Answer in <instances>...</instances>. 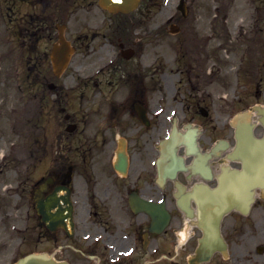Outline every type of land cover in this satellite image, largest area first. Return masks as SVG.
Segmentation results:
<instances>
[{"label": "flooded vegetation", "instance_id": "1", "mask_svg": "<svg viewBox=\"0 0 264 264\" xmlns=\"http://www.w3.org/2000/svg\"><path fill=\"white\" fill-rule=\"evenodd\" d=\"M85 2L83 9L94 5ZM75 18L57 0H0V78L28 81L29 103L33 93L41 95V152L28 157L35 161L25 170L33 188L25 190L26 208L35 209L32 191L42 183H48L45 196L61 185L72 193L73 236L62 227L49 231L34 213L42 252L68 264H190L203 235L194 225L202 183L216 188L225 165L244 168L229 155L236 145L230 112L237 103L209 89L220 83L232 91L229 77L209 76L205 65L218 57L207 49L198 55L202 46L187 42L176 44L188 54L164 57L166 70L160 56L142 54V43L135 49L121 42L119 55L107 61L108 55L95 56L91 48L97 36L85 34L88 27ZM62 26L76 52L57 77L50 53ZM246 58L251 96V29ZM149 59L154 71L142 69ZM223 140L228 150L208 159ZM120 153L126 164L117 168ZM170 159V171H161V162ZM8 188L0 183V218L10 219L15 192ZM161 201L171 214L162 234ZM230 217L232 226L224 233L229 258L216 253L196 264H240L241 251L251 256V232L236 227L250 216Z\"/></svg>", "mask_w": 264, "mask_h": 264}, {"label": "rangeland", "instance_id": "2", "mask_svg": "<svg viewBox=\"0 0 264 264\" xmlns=\"http://www.w3.org/2000/svg\"><path fill=\"white\" fill-rule=\"evenodd\" d=\"M220 1V0H219ZM243 1V0H242ZM248 2V0H245L244 2ZM223 5H225L227 2H230L229 7L230 8H237L240 0H221L220 1ZM234 2V5L232 4ZM178 5H179V0H161L160 5H159V14L157 17L154 19L155 21V26L160 27L162 30H165L167 33L163 35V37H159V39H164V40H170L174 39V37L171 36L170 34V25L168 24V18H170L173 14L178 12ZM189 7H191V11L194 13V16L196 17V21L193 22V27L195 30L199 31L200 35H211L214 32V28L212 27V22L210 21L212 19V16L209 14L214 13V11L211 9L212 7L208 6V11H203L204 8H206L203 5V0H189L188 3ZM203 8V9H202ZM226 9L229 10L227 7ZM205 12H208L209 16L204 17L201 16V14H204ZM80 16L82 17L81 22L86 23V24H92V26H95L97 28L101 27L103 24L106 23L103 15L101 13L91 15L87 14L84 11L80 12ZM201 16V17H200ZM237 17L234 18V20ZM234 22L231 23V26L233 27ZM183 34V31H182ZM181 34V35H182ZM180 35V36H181ZM166 45V41L164 43ZM234 61L232 62V64ZM236 66V65H235ZM236 68V67H235ZM236 70V69H234ZM239 87L241 88L242 86L240 85V82H237ZM246 95V94H244ZM245 99H247V96H244ZM264 104V94L259 96L256 94L254 98L251 100V105L253 104ZM15 120L18 121L20 124L18 125L17 129L21 130L22 133V128H23V122L22 120H18L15 117ZM14 122L10 121L7 122V119L4 121V126L1 127L3 129L1 139H0V155L2 154H9L11 152L13 153H20L23 156V153H25L26 150V141L22 137L17 138V134H14ZM26 144V146H25ZM26 150V151H25ZM10 166H15V165H10ZM9 166V167H10ZM8 176L5 181H7V184L12 182L13 184L16 182L15 179L17 178L15 175V171H9L7 172ZM16 177V178H15ZM17 203V200H16ZM24 214L21 211H18L17 209L15 210V221H13L12 224H10L9 228H11L12 233L14 236V240L11 241L10 246L7 248L6 253H9L11 249L14 247L15 248V253L19 249H23L24 251H30L36 248H38V240L35 238V235L33 233L32 238L29 239V241L22 242V237L24 236L25 233V227L27 225L25 221V217L23 216ZM24 219H23V217ZM242 223H239V227H242ZM232 226V220L231 218L227 219L225 221V231H230V227ZM14 230V231H13ZM249 228L246 229L248 231ZM264 245V209L261 207H255L254 210L251 213V258L252 255L253 257L257 256L256 249L258 246ZM39 249V248H38ZM21 254V253H20ZM244 251L240 252L239 255V261L240 264H250L246 257V261L244 259ZM251 264H264V256L263 257H256Z\"/></svg>", "mask_w": 264, "mask_h": 264}, {"label": "bare ground", "instance_id": "3", "mask_svg": "<svg viewBox=\"0 0 264 264\" xmlns=\"http://www.w3.org/2000/svg\"><path fill=\"white\" fill-rule=\"evenodd\" d=\"M246 163V173L240 177H228L225 181L223 192L212 198L214 208L226 205L229 200L242 201L247 198L250 184L261 182L264 170V144L249 146L246 144L239 151ZM208 203L209 198L205 199Z\"/></svg>", "mask_w": 264, "mask_h": 264}, {"label": "water", "instance_id": "4", "mask_svg": "<svg viewBox=\"0 0 264 264\" xmlns=\"http://www.w3.org/2000/svg\"><path fill=\"white\" fill-rule=\"evenodd\" d=\"M137 0H101V3L103 6L113 12L118 11H130L132 7L136 4ZM260 113H262L261 109L259 107L256 108ZM242 117V118H241ZM241 126L239 127L240 134L246 131L250 133L251 139L255 141L254 137V125L251 121V115L250 114H244L240 116ZM247 133V132H246ZM249 137V136H248ZM258 143V142H256ZM254 190L253 186H251V203L254 197ZM231 208H238L237 206H230V207H221L216 208L215 210H212L211 208L206 209L204 212L205 219L200 223L201 227L203 228L205 234L208 236L209 239H214L216 236L220 239V225L223 216L225 213H227L228 210ZM30 258H28L26 261H21L20 264H28Z\"/></svg>", "mask_w": 264, "mask_h": 264}]
</instances>
